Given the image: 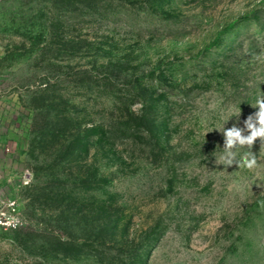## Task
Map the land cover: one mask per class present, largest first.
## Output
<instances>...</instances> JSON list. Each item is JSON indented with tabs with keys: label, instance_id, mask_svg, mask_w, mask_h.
<instances>
[{
	"label": "rangeland",
	"instance_id": "1",
	"mask_svg": "<svg viewBox=\"0 0 264 264\" xmlns=\"http://www.w3.org/2000/svg\"><path fill=\"white\" fill-rule=\"evenodd\" d=\"M258 98L264 0H0V264H264Z\"/></svg>",
	"mask_w": 264,
	"mask_h": 264
},
{
	"label": "clouds",
	"instance_id": "2",
	"mask_svg": "<svg viewBox=\"0 0 264 264\" xmlns=\"http://www.w3.org/2000/svg\"><path fill=\"white\" fill-rule=\"evenodd\" d=\"M258 109L247 116L243 126L239 125L241 109L236 112L237 122L231 127H225L230 118L225 119L221 127L210 129L205 135L213 130L218 131L223 137L222 152L215 156V165H222L224 169L236 165L239 168L254 170L258 167V155L252 151L255 143L259 140V153H264V98H258L255 104L251 105ZM217 147L220 148L219 145ZM221 149V148H220Z\"/></svg>",
	"mask_w": 264,
	"mask_h": 264
},
{
	"label": "built area",
	"instance_id": "3",
	"mask_svg": "<svg viewBox=\"0 0 264 264\" xmlns=\"http://www.w3.org/2000/svg\"><path fill=\"white\" fill-rule=\"evenodd\" d=\"M22 217L15 199L0 196V233L15 231L22 226Z\"/></svg>",
	"mask_w": 264,
	"mask_h": 264
}]
</instances>
